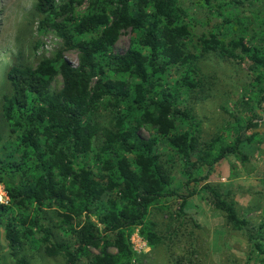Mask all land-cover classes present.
Listing matches in <instances>:
<instances>
[{
	"label": "clouds",
	"instance_id": "9594fccd",
	"mask_svg": "<svg viewBox=\"0 0 264 264\" xmlns=\"http://www.w3.org/2000/svg\"><path fill=\"white\" fill-rule=\"evenodd\" d=\"M0 264H264V0H0Z\"/></svg>",
	"mask_w": 264,
	"mask_h": 264
},
{
	"label": "trees",
	"instance_id": "16d2710c",
	"mask_svg": "<svg viewBox=\"0 0 264 264\" xmlns=\"http://www.w3.org/2000/svg\"><path fill=\"white\" fill-rule=\"evenodd\" d=\"M130 118V117H129ZM43 123H47V121H43ZM35 131L43 133L44 132V128L41 126V122L39 120H37L36 125H35ZM30 139V137H29ZM39 170H34V175H39Z\"/></svg>",
	"mask_w": 264,
	"mask_h": 264
}]
</instances>
